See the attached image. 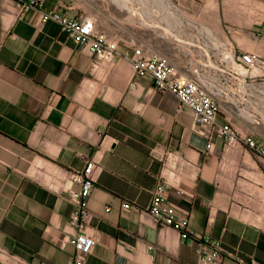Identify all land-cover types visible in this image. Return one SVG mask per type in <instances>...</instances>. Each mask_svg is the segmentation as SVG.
Wrapping results in <instances>:
<instances>
[{"label":"crops","instance_id":"crops-1","mask_svg":"<svg viewBox=\"0 0 264 264\" xmlns=\"http://www.w3.org/2000/svg\"><path fill=\"white\" fill-rule=\"evenodd\" d=\"M172 1L184 19L164 36L143 24L136 0H45L44 9L93 21L121 51L165 41L179 69L197 47L189 29L264 58V0ZM94 61L38 10L20 13L14 0H0V264L71 263L74 249L63 243L74 233L69 179L91 158L100 167L89 198L97 244L85 264H198L216 241L247 264H264V158L207 139L175 95L149 76L133 81L127 60ZM227 119L264 143L259 126L223 104L217 122ZM163 177L167 200L187 213L197 238L182 241L154 224L148 208Z\"/></svg>","mask_w":264,"mask_h":264},{"label":"built area","instance_id":"built-area-1","mask_svg":"<svg viewBox=\"0 0 264 264\" xmlns=\"http://www.w3.org/2000/svg\"><path fill=\"white\" fill-rule=\"evenodd\" d=\"M20 13L32 9L39 11L43 23L53 21L61 31L84 46L98 61L125 59L131 65L134 79L149 76L155 88L160 92H170L176 96L180 107L190 110L193 128L207 139L213 136L223 141L224 147L242 144L264 158V143L251 135L242 134L231 120L218 123L217 118L223 104L239 121L252 119L250 126L264 125V58L246 52L239 54L229 44L215 45L207 35L194 30L192 34L196 50H189L181 69L159 51L134 45L121 51L114 40L95 29L94 22L70 18L67 14L45 10V0H14ZM199 34V36H198ZM197 36L199 38H197ZM212 143L207 144V149ZM175 155L168 153L166 159L173 160ZM100 169L95 158L86 161L85 166L72 173L68 189L69 199L74 209L68 225L74 231L65 238V244L74 249L70 264H85L87 257L97 244L95 234L88 231L92 213L89 198L94 187V175ZM168 185L163 177L153 192L148 212L154 224L175 229L182 241L197 238L190 228L187 213L179 211L167 200ZM124 211L131 209L129 203L122 205ZM109 208L105 211L109 212ZM225 257H234L237 264H247L245 260L230 254L221 242H212L210 247L199 253L198 264H222ZM157 264V263H154Z\"/></svg>","mask_w":264,"mask_h":264},{"label":"rangeland","instance_id":"rangeland-1","mask_svg":"<svg viewBox=\"0 0 264 264\" xmlns=\"http://www.w3.org/2000/svg\"><path fill=\"white\" fill-rule=\"evenodd\" d=\"M136 1L140 3L143 24H149L150 26H152L153 27L152 30L154 31V33L163 36L169 35L172 34L171 28L176 29V27L178 26L177 22L175 23V21L173 22V24L172 22H169L170 23L169 24L167 21L164 20L165 13H163L164 11L162 10V8L156 4L155 0H136ZM170 2L173 4L172 0H170ZM187 16L191 19L196 18L192 15H187ZM168 27L170 30L168 29ZM169 31L171 33H169ZM155 43H157V41H155ZM172 48L173 47L165 41H163L160 45H155L154 47L155 50L159 51L165 56L168 55L169 53H172L173 51ZM258 129L260 130V132H264V125L259 126Z\"/></svg>","mask_w":264,"mask_h":264},{"label":"bare ground","instance_id":"bare-ground-1","mask_svg":"<svg viewBox=\"0 0 264 264\" xmlns=\"http://www.w3.org/2000/svg\"><path fill=\"white\" fill-rule=\"evenodd\" d=\"M156 4L158 6H160L162 8V10L164 11L163 13H165V17H164V20L167 21L168 23L169 22H173L175 21V23L177 22L178 26L182 23L184 17L182 15H179L178 13V9L175 8V6L170 2V0H155ZM164 15V14H163ZM192 21V20H191ZM170 24V23H169ZM182 25V24H181ZM193 26V25H192ZM197 27V26H196ZM181 28V27H180ZM169 29V27H168ZM167 29V30H168ZM170 30V29H169ZM172 30V28H171ZM169 33H171L169 31ZM245 118L247 120H252V119H249L246 115H245Z\"/></svg>","mask_w":264,"mask_h":264}]
</instances>
